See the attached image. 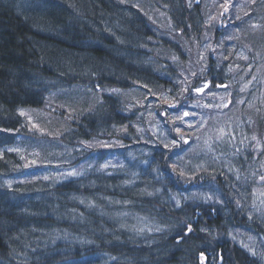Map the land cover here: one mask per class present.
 Instances as JSON below:
<instances>
[{"label": "trees", "instance_id": "obj_1", "mask_svg": "<svg viewBox=\"0 0 264 264\" xmlns=\"http://www.w3.org/2000/svg\"><path fill=\"white\" fill-rule=\"evenodd\" d=\"M225 4V0H0V133L26 130L30 119L16 111L34 109L45 99L57 104L52 106L55 122L47 130H37L38 136L26 146L39 148L46 158L71 159V150L58 141L71 135L65 127L78 129L74 145L85 151L100 143L107 148L103 142L111 141L112 130L123 142L127 138H136L133 146L141 142L144 134L149 135L151 122L136 117L138 126L129 124L128 102L146 105L151 113L164 112L172 117L167 124L182 129L179 136L160 128L157 149L149 147L144 156L137 153L140 158L127 171L130 179L116 182L113 192L104 188L108 178L96 174L77 182L83 190L67 194H55L42 183L34 187V195L45 197L42 201L53 208L51 218L36 209L27 190L29 211L15 214L0 201L1 236L24 228L37 234L32 237L46 250L62 244L66 256H55L50 264H71L74 258L93 264H264V257L260 263L243 245L225 237L227 232L247 230L264 238V228L250 214L252 201L244 205L241 199L238 204L233 200L235 186L245 182L249 194L260 184L256 171L264 173V0L226 9L231 34L219 25ZM42 82L55 86L38 92ZM206 84L204 92L197 91ZM117 86L130 94L121 100L106 99L107 106L100 104V93ZM150 98L156 101L150 103ZM157 101L162 108L155 107ZM30 112L33 119L44 121L45 115ZM191 119L197 120L196 132L188 129L194 125ZM135 126L143 130L134 133ZM54 132L56 140L48 135ZM195 136L196 145L181 157L163 145L176 137L184 146L185 139ZM19 147L9 153L11 158L26 160L27 153L12 155L22 151ZM99 155L94 158L100 163ZM203 159L207 162L201 163ZM69 162L81 166L77 158ZM146 164L149 173L143 178L138 167ZM134 175L140 188L131 185ZM178 184L207 187L221 203H175L178 194L169 187ZM259 195L264 204V190ZM134 201L145 208L134 211ZM152 223L161 227L142 239V231ZM34 250L30 244L17 249L16 262L30 264Z\"/></svg>", "mask_w": 264, "mask_h": 264}, {"label": "bare ground", "instance_id": "obj_2", "mask_svg": "<svg viewBox=\"0 0 264 264\" xmlns=\"http://www.w3.org/2000/svg\"><path fill=\"white\" fill-rule=\"evenodd\" d=\"M54 85L53 83L48 82H42L40 84L41 89L38 90L44 91V89H48V87H51ZM55 86V85H54ZM46 87V88H45ZM147 96L151 94V92H145ZM102 94L99 97V103L103 106H107L106 99L108 98H117V100H121V98H124V95H129V91L122 92V88L117 87H109L108 90ZM150 103L153 101H156L155 99H148ZM123 102V101H122ZM55 100L49 101L43 100L40 103V106L31 109V108H22L17 110V114H20L21 116L28 117L30 120L26 122L27 129L21 130V133L18 132H1L0 133V201L3 205V207H6L7 209L14 210L16 213H21L23 211H29L30 209L27 204L30 203V201L27 199L26 193L24 190H27L34 198V202L36 204V209L43 212L45 216L48 218L53 217V208L48 205L47 203L43 202L42 200L45 198H40L35 194L34 187L40 186L42 184L47 185L52 188V190L55 192V194H64L68 191H80L83 190L84 187L80 186L79 183L81 180L88 178L91 179L92 177L96 175L98 176H104L107 177L108 180L106 181V185H104L105 190L108 192H113L115 188L116 182H123L127 179L129 180L130 177L127 174V171L130 170L132 167V163H135L138 161V158L140 156L138 155H146L147 149L149 147L156 148L157 149V143H155L156 140V133L160 131V128H163L167 130V132H173L174 135H179L180 132H182V129L179 125H174L169 123L167 124L165 120H170L172 117L167 116L164 112H160L158 110H155V112L151 113L148 110V106L136 104V105H130V103H126L128 108H130V112L125 115V118L129 122V124L137 125L134 122V118H139L140 121L148 123V121L151 122L150 124H147V131L149 132V135L144 134V137H141V142L136 143L135 146L133 144L136 138H127L128 140H125L124 142L119 139L118 136H115L116 133L114 130H112L113 134H110L111 141L104 140L103 144L107 147L105 148L102 146V143H100L99 148L97 149H89L88 151H85L81 149V146L78 145L76 147L74 145L75 137L78 135V129L77 128H69L65 127L63 128L65 131L70 132L71 135H68L69 137L63 138L58 137V141L61 145H64V150H71L72 157L71 159L77 158L81 161L80 167H75L73 165H70L69 161L71 159H67L63 155H57L56 157L46 158L43 155L45 154L42 150L35 147L33 149L31 146H26V142L28 140H32L35 137L38 136L37 130H47L50 126V123H54L55 119L53 114L56 113V110L54 107ZM158 101L155 102V107H157ZM57 105V104H56ZM154 105V104H153ZM174 107V106H173ZM172 107V109H173ZM157 108H162L161 105ZM35 110L36 113L39 116H44V121L41 120H35L33 119V115L30 111ZM64 113V110H60V114ZM159 114V115H158ZM166 126L164 125V123ZM172 123V122H171ZM162 124V125H161ZM138 126V125H137ZM161 126V127H160ZM180 128L181 131L177 132L176 129ZM195 126L188 127V129H191V131L196 132ZM139 131L143 129H138ZM136 126L133 128V132H138ZM198 131V128H197ZM20 132V130H19ZM49 137L56 140L57 133L54 132L52 134H48ZM180 136V135H179ZM81 140H83L81 138ZM84 141V140H83ZM187 143L184 144V146H180V141L175 137L171 139L172 143H168L166 141L163 142L164 147L166 146L170 148L171 152H178L175 155H179V157L182 156L183 152L185 153L188 149L192 148L194 145H196V136L193 138H188ZM196 142V143H195ZM132 144L131 147L129 145ZM174 144L179 145L177 147L178 149L174 148ZM73 145V146H71ZM19 146H22V151L13 153L12 155H21V154H28L25 156L26 160L21 161L20 160H13L11 158V152L12 150H18L20 149ZM134 147H138V149H135ZM181 147H184L182 150ZM71 148V149H70ZM153 150V149H149ZM97 153H100L99 158L102 159V161H96ZM151 155L155 153L154 151L149 152ZM20 161V162H19ZM95 163H94V162ZM69 162V163H68ZM207 159H203L201 163H206ZM86 163V164H85ZM97 164V165H96ZM69 165V166H68ZM147 165V166H146ZM144 166L140 165L138 167L140 171V176H144L143 178H146L147 174L149 173L148 170V164ZM137 175L133 176V181L131 185H133L136 188H140V181L135 179ZM73 178V179H72ZM135 179V180H134ZM42 183V184H41ZM201 184L207 185L208 182ZM43 186V185H42ZM178 187L170 186L169 190L173 191L174 193L178 194L176 202L184 203V196H191L192 199H197L194 194L191 192L196 191L197 187L194 186H186L183 187V185L178 184ZM207 188V187H206ZM213 188V187H212ZM211 190V189H209ZM3 196H8L6 199H3ZM20 198V200H17V197ZM233 200L236 204L240 203V198L235 193L233 194ZM187 203V202H185ZM131 208L134 211H140V209L145 208L144 203L139 201H134L132 203ZM145 219V218H144ZM147 222H150V220L145 219ZM62 227H65V223L60 221L58 223ZM5 225V224H4ZM58 226V225H57ZM160 224L158 223H152L149 227H145V230L142 231V239H146L145 235L150 233V230H157L159 228ZM161 227V226H160ZM16 233L14 235L10 236H1L0 234V263L4 262L5 264H18L16 262L15 256L17 253L15 251L17 249H23L28 247V245H32L35 247V250L33 254L31 255V263L30 264H50L51 259L55 256L62 257L66 256V248L60 244L56 243L54 246H52L49 249H44L40 241L37 240L36 235L33 233H28L25 231L24 228L18 229L15 231ZM42 235H47L48 233H42ZM34 236V237H32ZM28 237L31 238V241L29 242ZM228 240H231L233 242H237L238 238L235 234L227 232L226 236ZM59 242V241H58ZM17 247V249H16ZM16 249V250H15ZM245 249V247H244ZM247 250V249H245ZM6 256L8 259L5 260ZM4 258V260L2 259ZM80 258H74V261L71 262V264H88L89 262L83 260ZM201 260V259H200ZM199 260V261H200ZM205 260V259H203ZM202 261V260H201ZM264 261V260H263ZM204 262V261H202Z\"/></svg>", "mask_w": 264, "mask_h": 264}, {"label": "rangeland", "instance_id": "obj_3", "mask_svg": "<svg viewBox=\"0 0 264 264\" xmlns=\"http://www.w3.org/2000/svg\"><path fill=\"white\" fill-rule=\"evenodd\" d=\"M252 1H254V0H236V2H232L231 0H229V1L225 0L226 4L222 8V14H221L222 19H221V23L219 24L220 29L223 28V30L225 31V34L226 33L231 34V32L233 33V31H230L232 29H230V25H229L230 22L226 16V14H227L226 9L229 8L231 10H237L241 6H245L246 2L250 3ZM255 1H257V0H255ZM211 48L213 49V46ZM207 88H208V85H207V87H203L202 92H204V90H206ZM216 93H218V92H216ZM205 102L206 101H203V103H205ZM196 121L194 122V125H193L195 127H197ZM261 174L262 173H255L254 174V176L257 178V182H260V184L250 188L249 194L247 192L249 190L247 188L248 185H246L245 182L240 183L237 186H235L234 191L236 192V195L239 196V198L241 199V201L243 202L244 205H246L247 200L252 201L253 205L250 207V209H251L250 214L252 216H254L255 219L259 222V224L262 225V227L264 228V212H263L264 211V204L260 201L261 197L259 195V191L264 190V186H263L264 185V179H261V177H264V175L260 176ZM191 193L196 196L197 199H195V200H199L202 202L207 201L211 204L221 203L219 195L216 194L215 192L207 189V188L202 189V190L197 189L196 191H193ZM192 198H193L192 196H191V198L189 196H187V197L184 196V203L192 201L193 200ZM247 205H248V202H247ZM232 233L237 236V238H238L237 242L239 244L243 245L245 247V249H247V251L249 252L250 255H254L256 258L259 259V262L262 263V260L264 257V238L259 236V235L254 234L251 231H247V230H234ZM88 264H93V263L90 262Z\"/></svg>", "mask_w": 264, "mask_h": 264}, {"label": "snow or ice", "instance_id": "obj_4", "mask_svg": "<svg viewBox=\"0 0 264 264\" xmlns=\"http://www.w3.org/2000/svg\"><path fill=\"white\" fill-rule=\"evenodd\" d=\"M205 87H207V85H205ZM197 91H203V89H198ZM184 116H188V113L185 112V113H184ZM181 119H183V118H181ZM189 127H192V125H189ZM176 131H177V132H180L181 129L178 127V128L176 129ZM181 138L184 139L183 136H182ZM184 142L187 143L188 141L185 139ZM261 179H264V177H261ZM188 231H189V232L191 231V226L188 227ZM201 260L203 261V256L201 257Z\"/></svg>", "mask_w": 264, "mask_h": 264}]
</instances>
